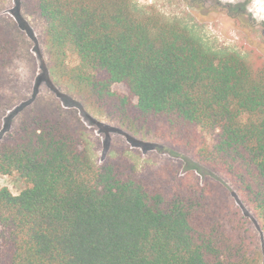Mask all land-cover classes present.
I'll list each match as a JSON object with an SVG mask.
<instances>
[{"label":"trees","instance_id":"obj_1","mask_svg":"<svg viewBox=\"0 0 264 264\" xmlns=\"http://www.w3.org/2000/svg\"><path fill=\"white\" fill-rule=\"evenodd\" d=\"M11 0H0V13ZM51 79L130 137L207 171L93 163L74 110L36 101L0 141V264H261L264 62L211 50L135 0H20ZM17 26L0 15V128L21 99ZM122 85L125 93L113 90ZM251 219L235 204L230 191Z\"/></svg>","mask_w":264,"mask_h":264},{"label":"rangeland","instance_id":"obj_2","mask_svg":"<svg viewBox=\"0 0 264 264\" xmlns=\"http://www.w3.org/2000/svg\"><path fill=\"white\" fill-rule=\"evenodd\" d=\"M135 1L141 7H146L149 2ZM188 1L196 5V9L187 8L179 0H158L163 6L162 14L165 18L185 24L206 48L249 55L255 61L264 62V0ZM0 15L9 18L18 28L20 46L17 73L21 77L18 85L21 99L3 117L0 141L19 122L24 109L32 107L36 101L55 100L64 109L77 112L86 128V147L96 165H101L111 157L127 156L136 165L138 172L149 166L171 162L179 166L181 172L195 168L202 181L208 177L207 171L196 167L187 155L172 151L154 139L138 141L130 137L120 127L98 116L70 89L55 83L47 70V53L40 41L41 22L24 14L20 0H11L9 8ZM113 90L126 92L122 85H115ZM211 176L230 191L235 204L251 219L248 209L235 192L220 177ZM3 187L18 195L26 184L16 175H0V189ZM261 264H264V256Z\"/></svg>","mask_w":264,"mask_h":264},{"label":"flooded vegetation","instance_id":"obj_3","mask_svg":"<svg viewBox=\"0 0 264 264\" xmlns=\"http://www.w3.org/2000/svg\"><path fill=\"white\" fill-rule=\"evenodd\" d=\"M181 3L185 4V6L188 8H192V9H196V5L194 6L190 1L188 0H179ZM168 5V4H165ZM170 5V4H169ZM147 8L150 9H156L160 14L163 13V6H161L160 2H158V0H149V2H147L146 4ZM164 17H166L164 14H162Z\"/></svg>","mask_w":264,"mask_h":264}]
</instances>
